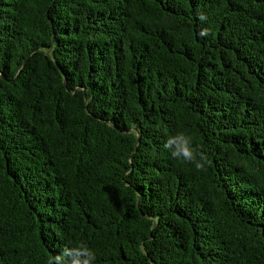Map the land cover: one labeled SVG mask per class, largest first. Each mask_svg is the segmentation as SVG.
Masks as SVG:
<instances>
[{
  "label": "trees",
  "instance_id": "16d2710c",
  "mask_svg": "<svg viewBox=\"0 0 264 264\" xmlns=\"http://www.w3.org/2000/svg\"><path fill=\"white\" fill-rule=\"evenodd\" d=\"M80 243L264 264V0H0V264Z\"/></svg>",
  "mask_w": 264,
  "mask_h": 264
},
{
  "label": "clouds",
  "instance_id": "9594fccd",
  "mask_svg": "<svg viewBox=\"0 0 264 264\" xmlns=\"http://www.w3.org/2000/svg\"><path fill=\"white\" fill-rule=\"evenodd\" d=\"M200 19L205 20L206 17L201 14ZM199 35L207 37L210 29H202ZM162 147L169 151L173 159L194 165L198 172L206 171L210 163L203 149L199 145L194 146L193 137L183 131L169 136ZM48 264H96V255L87 244L80 243L73 247H63L60 254L48 259Z\"/></svg>",
  "mask_w": 264,
  "mask_h": 264
}]
</instances>
